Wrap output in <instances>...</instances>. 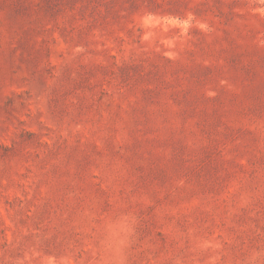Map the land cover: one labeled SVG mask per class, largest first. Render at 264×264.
Returning a JSON list of instances; mask_svg holds the SVG:
<instances>
[{
	"label": "rangeland",
	"instance_id": "rangeland-1",
	"mask_svg": "<svg viewBox=\"0 0 264 264\" xmlns=\"http://www.w3.org/2000/svg\"><path fill=\"white\" fill-rule=\"evenodd\" d=\"M0 264H264V0H0Z\"/></svg>",
	"mask_w": 264,
	"mask_h": 264
}]
</instances>
